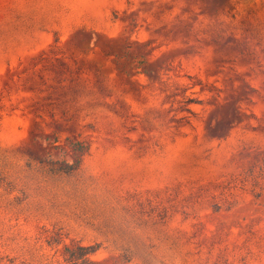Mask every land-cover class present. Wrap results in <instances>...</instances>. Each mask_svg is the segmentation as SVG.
I'll use <instances>...</instances> for the list:
<instances>
[{
    "label": "rangeland",
    "instance_id": "374dc122",
    "mask_svg": "<svg viewBox=\"0 0 264 264\" xmlns=\"http://www.w3.org/2000/svg\"><path fill=\"white\" fill-rule=\"evenodd\" d=\"M264 264V0H0V264Z\"/></svg>",
    "mask_w": 264,
    "mask_h": 264
},
{
    "label": "trees",
    "instance_id": "16d2710c",
    "mask_svg": "<svg viewBox=\"0 0 264 264\" xmlns=\"http://www.w3.org/2000/svg\"><path fill=\"white\" fill-rule=\"evenodd\" d=\"M97 251L95 246H85L81 244H75L73 246H65V259L71 264H83L79 260L82 259L83 262L87 261V256L93 254ZM92 264H97V262H92Z\"/></svg>",
    "mask_w": 264,
    "mask_h": 264
}]
</instances>
